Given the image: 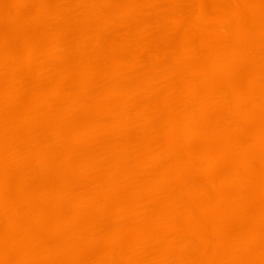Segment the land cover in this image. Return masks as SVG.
Returning a JSON list of instances; mask_svg holds the SVG:
<instances>
[{"label":"bare ground","instance_id":"1","mask_svg":"<svg viewBox=\"0 0 264 264\" xmlns=\"http://www.w3.org/2000/svg\"><path fill=\"white\" fill-rule=\"evenodd\" d=\"M0 264H264V0H0Z\"/></svg>","mask_w":264,"mask_h":264}]
</instances>
